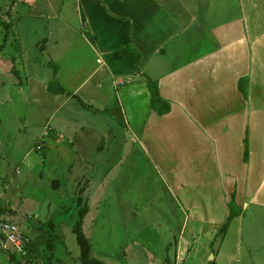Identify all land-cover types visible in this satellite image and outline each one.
<instances>
[{"label": "crops", "instance_id": "obj_1", "mask_svg": "<svg viewBox=\"0 0 264 264\" xmlns=\"http://www.w3.org/2000/svg\"><path fill=\"white\" fill-rule=\"evenodd\" d=\"M43 1L53 15L32 17L56 22L34 38L47 64L30 62L22 47L12 63L13 49L0 51V143L11 123L69 163L66 139L85 131L112 139L121 129L111 119L126 115L191 234L164 264H181L183 246L218 233L232 193L240 214L220 247L205 246V258L187 264H219L240 222L264 231V0H61L57 12ZM127 48L136 54L122 55ZM54 78L64 94L47 91ZM148 80L169 103L167 114L151 109ZM76 103L85 119L75 124Z\"/></svg>", "mask_w": 264, "mask_h": 264}, {"label": "rangeland", "instance_id": "obj_2", "mask_svg": "<svg viewBox=\"0 0 264 264\" xmlns=\"http://www.w3.org/2000/svg\"><path fill=\"white\" fill-rule=\"evenodd\" d=\"M50 1L55 9L61 0ZM53 12L43 0H0V46L7 40L3 50L13 49L9 55L11 63L18 54L16 48L22 47L30 62L37 66L47 64L48 56L37 49L34 38L36 32L44 31L42 26L55 30L56 22L32 16L51 17ZM8 24L5 39L4 26ZM73 28H78L76 18ZM44 43L41 41L39 45ZM76 104L79 109L72 119L75 124L85 119L84 115L79 118L83 108L80 103ZM111 120L121 129L119 132L117 128L119 134H112V139L85 131L75 140L66 139L72 145L65 140L63 145L69 150V163L60 158L58 150L50 143L39 142L41 140L31 134L30 129L23 128L17 133L11 123L3 128L0 219L16 225L34 245V250L25 256L27 259L35 261V257L46 263L52 255V264H81L72 232L79 217V197L87 209L81 230L89 241L90 256L103 264L172 263L179 239L190 240L184 216L164 189L161 169L150 159V149L138 143L140 139L135 138L138 135L125 125L129 120L126 115L119 114ZM108 127L104 129L108 131ZM118 139L122 140L121 145ZM243 223L245 221L240 222V233L236 225L234 231L229 230L227 241L232 248L229 247L219 264H264V231L252 230L260 237L248 238L252 231L247 230L245 224L243 227ZM239 238L238 249V242L235 245L233 242ZM49 241L53 243L52 250L48 248ZM219 241L215 235H206L191 250L183 246L181 264L193 258L204 259V247L217 250ZM0 247L7 250L0 248V264H21L18 255L10 258L14 251L12 245L0 238Z\"/></svg>", "mask_w": 264, "mask_h": 264}, {"label": "trees", "instance_id": "obj_3", "mask_svg": "<svg viewBox=\"0 0 264 264\" xmlns=\"http://www.w3.org/2000/svg\"><path fill=\"white\" fill-rule=\"evenodd\" d=\"M0 23H2L1 19H0ZM8 28H9V24L7 26H4V30H5L4 38L5 39L8 37ZM4 46L3 45L0 46V51L3 50ZM130 51L132 53H135V51L131 50L130 48H127L126 50L122 51L123 52L122 55H126V53L128 52V53H130V55L134 56ZM137 59H138L137 57H134L135 61H137ZM12 62H13V60H12ZM14 73H16V72L14 71ZM146 86H147V89H148V92H149V97H150L149 100H150L151 109L154 112H156L158 115L167 114L169 112V110H170V105H169L168 102L164 101L159 96L157 82L148 80L146 82ZM46 88H47V91L49 93H51V94H64L65 93L64 89L58 84V82L56 81L55 78L47 83ZM245 157H246V152H244V160H245ZM77 204L80 206V209L78 211L79 217H78L77 221L74 223V225L72 227V232H73V234L75 236V240H76V243H77L78 249H79L78 260H79V262L81 264H103L101 261H99V260H97L95 258H92L90 256L91 248H90L89 241H88L87 237L82 233V230H81L82 219H83L84 215L86 214V210L87 209H86V205L83 204V200H82L81 197H79L77 199ZM227 206H228V217H227V220L224 223V225L219 229L218 233L215 235L217 237V239L220 240V241L225 236V234L227 232V229H228V227L230 225V222L234 218L239 216V214H240V210H238L237 207L235 206L234 194L233 193L230 196V201H229ZM52 247H53V243H52V241H49V243H48L49 250H52ZM34 248H35L34 245L31 243V241H29V244L26 245L25 256L29 255V253L31 251H33ZM2 249L3 248H1V250ZM4 251H7V250H4ZM17 255L18 254L14 253V252H11V255H10L11 257L10 258L13 259V257L14 256L17 257ZM18 256L21 257V254L18 255ZM33 258L38 264H52L51 263L52 255H49L48 261L46 263H41V261H38L37 259H35V257H33Z\"/></svg>", "mask_w": 264, "mask_h": 264}, {"label": "built area", "instance_id": "obj_4", "mask_svg": "<svg viewBox=\"0 0 264 264\" xmlns=\"http://www.w3.org/2000/svg\"><path fill=\"white\" fill-rule=\"evenodd\" d=\"M119 82L118 85H123ZM0 238L13 247V252L21 254V264H38L36 261L29 260L25 257L26 245L29 244V238L24 236L16 228V225L0 219Z\"/></svg>", "mask_w": 264, "mask_h": 264}]
</instances>
